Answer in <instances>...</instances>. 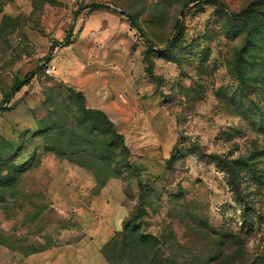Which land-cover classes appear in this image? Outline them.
Returning a JSON list of instances; mask_svg holds the SVG:
<instances>
[{
	"label": "rangeland",
	"instance_id": "1",
	"mask_svg": "<svg viewBox=\"0 0 264 264\" xmlns=\"http://www.w3.org/2000/svg\"><path fill=\"white\" fill-rule=\"evenodd\" d=\"M186 1L0 0V264H31L48 249L111 239L135 213L141 186L140 233L155 238L147 245L119 239L123 264L264 260V0L245 23ZM223 1L238 12L256 0ZM92 4L108 9L86 8ZM122 12L157 47L150 54L156 80L147 73V46ZM243 25L258 45L244 79L237 69L247 56ZM75 92L116 124L139 176L70 161L74 151L88 166L82 154L104 140L90 135V120L82 123Z\"/></svg>",
	"mask_w": 264,
	"mask_h": 264
},
{
	"label": "trees",
	"instance_id": "2",
	"mask_svg": "<svg viewBox=\"0 0 264 264\" xmlns=\"http://www.w3.org/2000/svg\"><path fill=\"white\" fill-rule=\"evenodd\" d=\"M195 2L212 5L216 7L220 12L228 16L230 20L245 23L254 15L255 6L259 5V3L262 2V0H256L253 3H251L246 9H243L238 12L232 10L228 6V4L223 0H187L185 3V7ZM86 8L90 10H100V9H108V6L104 4H92L87 6ZM184 14H185V10L182 11L181 18H179L176 22L175 27L177 33L181 31L183 24L182 19L184 17ZM121 15L127 19L131 27L134 30H136L140 34V37L144 40L147 46V50H146V63L148 64L147 73L150 78L156 80L157 78L153 72V62L151 60L150 54L157 52V47L147 37L144 30L140 26L137 18L134 15L129 14L127 12H122ZM249 29L250 28L247 25H243L242 28L239 29L240 31L248 30L246 43L244 45V48L246 46L247 56L241 57L238 61L239 63L237 64V69L239 70L243 79L246 77V69H251L253 66L256 65L255 53L258 51V45L256 42L257 36L256 34H253L252 30ZM173 46H174L173 41L169 42L167 45V49L170 50L173 48ZM36 71L30 72L29 74H27L24 80L17 82L13 85L11 93L4 100L5 104H8L9 101L13 99V97L23 89V87L28 86L31 83V81L35 78L37 74ZM75 95L81 104L82 113L86 117V118L84 117L86 120H84V122L82 123L84 124L88 120H90L92 123L89 127L90 135L95 133H103L104 140L103 142L97 141V143L96 141H91L90 143L91 150H87L82 154V157L88 158L90 160L91 164H88V166H86L85 164H81L77 160H75L77 152L74 151L71 152L70 161L75 164H78L79 166L87 170L88 169L96 170L98 168L104 167L106 175L113 173L115 175L129 174L132 176H139V174L136 173L137 167L131 163L132 153L127 144L126 138L123 134L117 131L116 124L108 117V115L105 112L98 109L88 108L85 103V96L82 93L75 92ZM56 155L59 158H66L67 156L66 153L63 154L57 153ZM30 166L31 164H29L28 167ZM22 168H25V166H22ZM144 192L145 190L141 186V201L135 213L131 216L129 220H127L124 223L123 231H117L116 234L111 239H109V241L101 248V254L109 264L124 263L123 259L121 258L122 257L121 253L119 252L117 253V250L119 251L118 249L119 239H125L131 236V238H133L134 243H138L140 245H147L151 237L152 239L155 238L152 235L145 237L143 234H141L140 226L138 225L139 217L145 213L144 212L145 202H143V198H142L144 197ZM146 255L148 256V254ZM138 257L139 259H143V257L145 258L146 256L143 252H140ZM260 264H264V260Z\"/></svg>",
	"mask_w": 264,
	"mask_h": 264
},
{
	"label": "crops",
	"instance_id": "3",
	"mask_svg": "<svg viewBox=\"0 0 264 264\" xmlns=\"http://www.w3.org/2000/svg\"><path fill=\"white\" fill-rule=\"evenodd\" d=\"M95 242L92 240H83L78 244H69L53 249H48L31 256V264L42 259L52 260L55 264H102L101 248L108 242ZM104 258V257H103ZM105 259V258H104Z\"/></svg>",
	"mask_w": 264,
	"mask_h": 264
},
{
	"label": "built area",
	"instance_id": "4",
	"mask_svg": "<svg viewBox=\"0 0 264 264\" xmlns=\"http://www.w3.org/2000/svg\"><path fill=\"white\" fill-rule=\"evenodd\" d=\"M55 67L54 66H48L47 68H46V70H45V72L47 73V74H52L54 71H55Z\"/></svg>",
	"mask_w": 264,
	"mask_h": 264
}]
</instances>
